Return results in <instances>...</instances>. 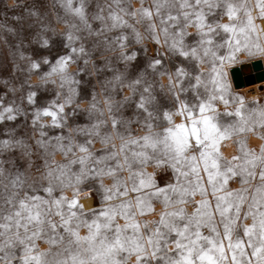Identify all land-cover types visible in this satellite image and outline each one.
Listing matches in <instances>:
<instances>
[{"label": "snow or ice", "instance_id": "snow-or-ice-1", "mask_svg": "<svg viewBox=\"0 0 264 264\" xmlns=\"http://www.w3.org/2000/svg\"><path fill=\"white\" fill-rule=\"evenodd\" d=\"M122 3L112 0L107 15L97 5L90 20L87 0L75 8L67 0L79 25H70L64 35L68 54L55 63L45 59L49 71L41 76L51 84L58 77L59 87H67L62 102L60 92L42 108L36 107L35 91L19 104H6V94L0 95V124L23 117L0 139V157L19 152L27 169L40 172L30 178L15 158L0 159V264H264V143L256 150L245 139L234 140L252 133L264 141V106L249 108L242 96L232 94L227 79L238 54L264 57V28L256 23L264 20V0H255L254 8L249 0H153L155 12ZM137 15V23L147 21L149 38L166 51L158 49L147 68L129 79L138 54L127 50L126 35L109 34L131 27L141 42L142 35L125 19ZM41 45L47 47L49 40L42 38ZM224 48L227 54L220 52ZM106 52L118 53L115 60L125 69L115 67ZM165 56L179 61L174 72L165 67ZM80 61L83 67L70 72V65ZM40 67L33 61L30 70ZM149 69L168 76L165 95L171 107L162 113L154 84L145 77ZM93 72L112 74L105 81L109 93L126 87L132 96L116 100L106 95L108 117L103 119L93 94L86 110L93 122L66 132L78 112L72 106L79 95L78 77ZM160 89L164 92L163 85ZM133 101V116L126 117ZM133 125L144 134L134 135ZM24 126L31 128L30 137L16 135ZM55 129L60 131H49ZM230 141L238 154L228 159L222 146ZM97 142L100 149H95ZM57 153L62 160L55 159ZM169 173L161 185L158 176ZM237 181L238 188L230 187ZM81 185L97 193L99 207L86 210L80 203ZM68 190L71 198L64 194ZM153 201L163 205L159 218L143 219L155 211ZM188 204L194 206L191 213ZM248 219L250 225L244 223ZM82 228L87 235H80ZM41 240L58 251H41Z\"/></svg>", "mask_w": 264, "mask_h": 264}, {"label": "rangeland", "instance_id": "rangeland-1", "mask_svg": "<svg viewBox=\"0 0 264 264\" xmlns=\"http://www.w3.org/2000/svg\"><path fill=\"white\" fill-rule=\"evenodd\" d=\"M250 4L255 7V0H249ZM112 0H87V13L89 19L91 20L92 14L97 11V5L104 7L105 15H107L108 6L111 5ZM79 6V0H72L71 8ZM123 7L130 8L131 10L140 9L142 6L144 8H150L155 12L153 0H123ZM37 13V15H33ZM253 15L256 16L257 12L254 10ZM17 17L19 19H17ZM128 23L138 31L143 39L141 42L137 43L135 33L131 27H125L122 29H116L109 35L116 36L123 33L128 37L127 50L129 52H136L137 59L131 63L129 66V79L135 78L138 73L144 71L147 68L148 63L156 55L157 50L161 53H164L166 49L164 47L158 46L154 43L152 39L149 38L146 31L147 21H141L139 15L136 17H125ZM222 22H227L225 17ZM256 23L264 28V20L257 19ZM72 24L79 25L78 18L70 10V7L67 4V0H0V95L6 94L5 103H9L12 100H15L17 104L21 102L22 98H26L27 94L30 91H35L36 96V107H46L53 100L57 99V93L60 92V101H63L64 93L68 91L67 87L61 89L59 87V78L52 77L56 79V84L45 83L41 80V76L49 71V64L43 63L45 59L51 63H55L56 59L60 56L68 54V49L64 47L66 41L64 35L69 31V27ZM98 23H93V27H98ZM47 29V30H45ZM190 32H195V29L190 28ZM260 42L264 43V33H261ZM42 38H47L49 40V45L43 47L41 45ZM163 39V37H161ZM191 42V40H189ZM86 45L91 48V41H85ZM78 46V45H77ZM221 53L227 54V49H221ZM118 53L106 52L105 58H111L113 65L119 68L121 71L125 69V65L122 63H117L115 56ZM243 58V59H242ZM262 58L264 63V57L255 56L250 57L246 54H238V59L234 65L246 61L250 63L251 59ZM94 59L99 63V57L95 56ZM33 61L40 62L41 67L37 69H31V63ZM179 63L178 60L169 59L167 56L164 57V65L170 72L175 71V67ZM253 64V63H252ZM251 64V65H252ZM80 67H83V61H80L79 64H71L69 71L75 73L79 70ZM89 70H91V63L89 64ZM263 65L261 62V70L255 73V78L257 75L262 73ZM110 72L95 73L93 72L90 77H78L81 80V85L79 88V95L73 98V107L78 106L77 115L71 117L68 121V129H65L67 132L69 129H74L77 125H85L93 122L89 120L88 112L86 111L90 107V102L92 100L93 94L96 95L98 101V106L100 109L104 110L103 119H107L108 112L107 106L105 104L106 95H114L116 100H122L124 97L132 96V92L128 88H124L122 92L118 93H109L105 89V81L107 78L111 77ZM264 75V72H263ZM145 77L148 81L152 82L155 87V95L158 102V107L162 113L164 110H168L171 107L170 99L166 97L165 92L169 83L168 76H160L156 73H153L150 69L145 73ZM262 78V77H261ZM228 83L231 86V92L233 95L242 96L246 102H248L249 108H259L264 106V87L263 92L258 93L256 96H249L244 93L236 92L234 86L231 85L229 76H227ZM164 86V92L161 91L160 86ZM31 86V87H30ZM9 89H15V92L9 91ZM257 101V104H252V101ZM24 107L31 111L30 106L27 105L26 99ZM134 101L132 107L126 108L124 115L126 117L133 116ZM220 110L223 111V106H220ZM65 111L68 112L69 109L65 108ZM97 114H93L94 118ZM234 119V118H226ZM254 119H259L258 115L254 114ZM23 117L19 118L15 122L5 121V123L0 124V139L7 138L4 133L8 129L15 128L18 124H21ZM31 118L29 117V124ZM44 121L46 123L50 122V118L45 117ZM179 122V118H177ZM163 126V125H162ZM50 132L55 131L59 132V129L49 130ZM31 136V128L24 126L17 130V136ZM133 134L134 135H143L144 131L137 128L136 125H133ZM248 133L245 136L237 137L235 139H245L247 146L252 149L258 150L259 146H250L248 139ZM254 135V134H253ZM258 137L257 135H254ZM78 139H83L82 137ZM31 143V140H29ZM117 145L120 144V141L117 139L115 141ZM236 146L238 154V146L233 141ZM223 147V146H222ZM101 145L99 142L95 144V149H100ZM35 150V149H34ZM223 152V150H222ZM224 154V153H223ZM225 156V155H224ZM226 157V156H225ZM232 157V156H231ZM231 157H226L231 159ZM15 158L17 160L18 166L22 170H26L30 178L39 177L40 172L36 171V168L27 169V162L22 160L19 152L16 153H6L0 159H11ZM37 164L42 163L37 157H33ZM56 160L60 161L63 157L57 153ZM149 172L153 171L152 167L147 169ZM126 175V173H125ZM171 173L167 176H158V180L161 185L168 181ZM109 181H106L108 183ZM230 187L238 188L239 183L232 182ZM81 194H80V203H82L86 210L97 208L100 206V198L95 191H89L88 185H81ZM69 198L72 196V191L68 190L64 193ZM199 199V196L196 197ZM153 207L155 211L143 219L147 220H156L159 218V213L163 210V205L159 201H153ZM194 209L192 204L186 206L187 212L191 213ZM123 220H120V223H123ZM246 224H251L252 220L248 219L244 221ZM80 235H87V229H80ZM39 248L41 251L55 253L58 251L57 247L53 246L51 249L49 245L43 240L38 242Z\"/></svg>", "mask_w": 264, "mask_h": 264}, {"label": "bare ground", "instance_id": "bare-ground-1", "mask_svg": "<svg viewBox=\"0 0 264 264\" xmlns=\"http://www.w3.org/2000/svg\"><path fill=\"white\" fill-rule=\"evenodd\" d=\"M248 61H250L251 64L252 63H256V62H260V64H261V62H262V65H263L262 72H264V63H263L262 58L251 59V60H248ZM245 62H247V60L239 63L238 65H241L242 63H245ZM235 66H237V65L231 64L227 68L228 76H229L230 83H231L232 86H234V85H233V80H232V76H231V72L230 71ZM255 68L256 67L253 66L254 73H257L258 71L261 70V69L260 70H257ZM263 87H264V79H262V80H256L253 84L245 85L244 87H242L240 89H235V88L234 89H235L236 92L244 93V94H247V95L253 97V96H256L258 93L263 92L262 91L263 90ZM248 142H249V145L252 146V147L253 146H259L261 143H264V141H262L259 137L254 136L253 134H250L249 135ZM222 150H223V153H224V155L226 157H231V156L237 154V149H236V146L233 143V141L226 142L223 145Z\"/></svg>", "mask_w": 264, "mask_h": 264}, {"label": "water", "instance_id": "water-1", "mask_svg": "<svg viewBox=\"0 0 264 264\" xmlns=\"http://www.w3.org/2000/svg\"><path fill=\"white\" fill-rule=\"evenodd\" d=\"M253 66H255L256 67L255 69L257 70L261 69L260 62L253 63V65H251V63L249 62H245L231 69L230 72L235 89H240L245 85L253 84L256 80L264 79L263 72L258 74L257 78H255Z\"/></svg>", "mask_w": 264, "mask_h": 264}]
</instances>
